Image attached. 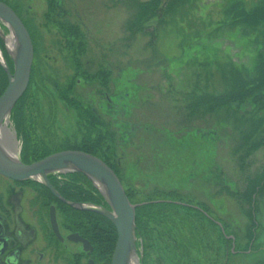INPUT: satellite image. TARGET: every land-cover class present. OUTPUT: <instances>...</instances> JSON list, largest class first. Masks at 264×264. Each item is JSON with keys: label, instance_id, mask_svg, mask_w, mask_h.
Instances as JSON below:
<instances>
[{"label": "rangeland", "instance_id": "374dc122", "mask_svg": "<svg viewBox=\"0 0 264 264\" xmlns=\"http://www.w3.org/2000/svg\"><path fill=\"white\" fill-rule=\"evenodd\" d=\"M7 1L29 25L37 51L33 66L40 75L35 76L37 84L31 88L36 98L33 109L27 111L31 122L23 130L18 128L13 109L7 121L14 135L2 137L0 149L4 152V147L15 142L20 149L17 160L21 161L24 132L52 154L66 151L64 146L80 142L86 135L79 115L57 94L58 87L73 85L80 77L74 52L59 30V25L67 22L78 27L83 36L84 52L77 58L79 73H109L106 87L97 79L82 78V83L73 87V97L96 111L104 124L103 132H112L114 158L125 191L137 192L136 203L147 195L173 191L183 196V202L205 209L217 224L213 227L207 221L185 219L182 209L169 211L173 225L154 230L148 257L139 246L137 264L264 261V198L251 205L243 197L250 181L264 172V149L249 154L244 161L236 159L239 133L226 122V112L191 116L187 110L189 93L195 88L219 91L221 78L232 69L253 71L260 50L255 42L264 40V25L257 29L239 27L234 35L227 27L231 25L228 16L235 4L250 13L264 0H178L177 4L175 0H160L157 8L149 5L146 14L142 10L141 18L139 3L150 4L151 0H62V22L56 12L54 20L47 21L55 0ZM0 32L6 40L0 37V59L8 66L13 37L5 26ZM105 93L111 98L110 106ZM249 108L240 113L252 110ZM36 187L17 185L0 176V212H12L11 197L21 194L20 218L38 232L22 260L38 252L44 254L41 264H77L73 255L81 251L80 245L67 243V248L44 239L41 229L42 225L49 227L48 212L39 210ZM249 211L256 214L257 229L249 221ZM57 221L61 230L63 216L59 213ZM248 228L255 231V241H250L253 233L248 236ZM138 242L136 238V245ZM37 257L34 255L29 264H38ZM81 264L88 262L83 259Z\"/></svg>", "mask_w": 264, "mask_h": 264}, {"label": "trees", "instance_id": "16d2710c", "mask_svg": "<svg viewBox=\"0 0 264 264\" xmlns=\"http://www.w3.org/2000/svg\"><path fill=\"white\" fill-rule=\"evenodd\" d=\"M0 1L11 7L7 0ZM175 1L177 4L178 0ZM54 2V5H51L49 8V11L52 12L51 16H46L47 21H53L54 18L52 17L56 12L62 22V19L64 18L62 0H55ZM159 2L160 0H151L150 4L143 2L139 3V18L142 16V10L144 14H146L149 5L153 8H157ZM13 10L20 17L18 11L15 8H13ZM231 11L232 14L228 13L232 16H228L229 20H231V25L229 26L227 24L228 29L231 30L229 31L230 34H238V30L234 29L239 27L257 29L264 25V3L250 13H247L242 8L241 4H235ZM144 16L142 18H144ZM22 22L31 35L36 54V44L29 25L25 21ZM59 30L67 40L69 49H72L74 52L73 55L76 59L74 64L76 70L79 71L81 65L77 58H79L80 53L83 54L84 52L81 47V39L83 38L82 33L78 27L71 26L67 22L63 25H59ZM255 44L260 50H257L255 62L253 64V71L246 72L245 70L239 71L232 69L228 76L221 78V85L217 86L219 91H210L208 89L197 90L195 88L189 93L191 96V102L187 109L190 111L191 116L214 115L217 112H226V122L229 121V126L239 133V145L234 152V156L236 159L241 158V161H244L245 157L249 154L264 149V40L256 41ZM76 46H80V48L76 50ZM7 64L10 70L13 71L12 60H7ZM77 73L79 74V72ZM38 74L39 70L36 72L35 67L33 66L30 86L13 110L15 123L18 125V128L22 130L29 125L28 121L31 122V117L27 114V111L28 109H33V106L35 105L36 98L33 91H31V88H33L32 85L37 84L35 83V76H38ZM78 76H80L79 79L74 80L73 85L70 83L67 87H58L57 94L62 101L67 103V105L79 115L81 121L84 123L86 135L83 136L80 142H75V144L67 147L64 146L62 150L82 151L99 157L116 173L122 182L114 158L115 152L112 144V132H103L104 124L96 114L93 113V110L89 106H84L79 100L73 97V87L77 84L78 80L82 78L86 81L97 79L102 86L106 87L109 73L103 71L95 76H84V73H82ZM7 86V73L0 66V96L4 93ZM247 107L252 108V110L245 111L243 114L240 113L241 110ZM23 134H25V139L23 146L24 151L21 159L22 163L31 164L52 154L53 151L46 147L39 148L37 146L38 144L35 143L34 139L31 138L27 132H24ZM243 153L244 155H241ZM244 168V165H242L241 169ZM48 181L62 199L69 203L93 204L102 206L105 210L110 211L109 205L101 196L97 188L88 178L80 173H68L66 175H61V177L53 174L48 176ZM22 184L36 185L37 199L46 206L53 205L56 207L57 212L63 216L62 224L66 230L77 232L80 236L90 242L94 249L92 257L97 264H111V258L117 242V231L108 218L96 212L80 210L72 207L64 201L57 199L47 186L39 182L31 180L23 182ZM247 188L248 189H246L243 197L251 205H255L254 203L257 198H264V172L261 177L257 175L255 180L250 181ZM126 194L133 204H138L136 209V238L139 240L137 250L139 246H141L145 258L149 256L147 249L150 247L149 243L153 239L152 235L154 234V230L166 227L165 224L173 225V216L170 215L169 211L174 213L178 212L179 209H182L185 214H181V216L185 219L193 217L198 223L201 221H207L209 225L213 227L217 226L216 222L207 216L208 212L205 209H196L190 204V202H183V196L173 191L156 194V197L147 195L145 197L146 199H143L139 203L134 201L137 192L135 193L134 190L128 189L126 190ZM164 197L165 199H163ZM247 214L249 221L253 222V226H255L254 228L257 229L259 224L256 221V214L252 213V211H249ZM181 221L182 220H179V222ZM218 226L219 231H221V234L223 235L220 225ZM248 230V236L253 233L250 241L252 242V239L255 241V231L253 230V232H251L252 230L249 228ZM248 246H251V243H249ZM252 246H255V244H252ZM263 262L264 261L259 262V264Z\"/></svg>", "mask_w": 264, "mask_h": 264}, {"label": "water", "instance_id": "95a60500", "mask_svg": "<svg viewBox=\"0 0 264 264\" xmlns=\"http://www.w3.org/2000/svg\"><path fill=\"white\" fill-rule=\"evenodd\" d=\"M0 21L10 30L12 49L10 50L13 71L0 59V65L8 76V86L0 97V130L8 120L12 110L29 88L34 60V47L28 30L21 18L6 3L0 1ZM4 41L5 37L0 32ZM58 173H80L88 178L100 192L110 207V211L92 204H72L62 199L50 185L48 176ZM0 176L16 183L36 181L45 186L53 195L80 210L92 211L104 215L116 228L117 242L111 264H129L131 253H136V209L116 173L99 157L75 150L54 153L31 164L13 160L0 149ZM103 187L106 191L102 192ZM50 224L55 236L63 240L59 231L56 209L50 208ZM1 221V218H0ZM71 242L80 243L87 253L93 248L89 241L79 235L68 237ZM136 255V254H135Z\"/></svg>", "mask_w": 264, "mask_h": 264}, {"label": "flooded vegetation", "instance_id": "af4514ba", "mask_svg": "<svg viewBox=\"0 0 264 264\" xmlns=\"http://www.w3.org/2000/svg\"><path fill=\"white\" fill-rule=\"evenodd\" d=\"M30 37H31V35H30ZM32 42H33V40H32ZM33 47H34V44H33ZM35 58L36 57H35V48H34V59ZM33 62H34V60H33ZM32 70H33V66H32ZM80 70H79V72H80ZM31 76H32V71H31ZM30 83H31V78H30ZM80 83H82L81 79L77 81V84H80ZM29 86H30V84H29ZM105 95H106L105 97H107L108 106H110L109 103H111L110 102L111 98L109 97V95L107 93H105ZM93 113L96 114V111L93 110ZM96 116H97V114H96ZM11 182H13V181H11ZM13 183H15L17 185H22V186H29L30 188L33 187L32 184L24 185L22 183H16V182H13ZM21 201H22V195L21 194H16V195L12 196L10 203L13 206L12 207L13 213L10 210L8 211L6 209L2 210L0 212V218H1V221H0V263H3V264H29V263H31L32 257L34 255L35 256L38 255L35 262L38 264H41L43 259H44V254L38 253V252L33 253V254L29 253V254H27V257L28 256L29 257L26 258V260H22L23 255L37 240L38 232H37V230H35L31 227H28V225L24 224V222L21 220V218H20L22 215ZM38 201H40V200L37 199V202ZM40 204H41V207H39V210H42V208L46 209L48 212V219H49L50 208L53 205L52 206H46L45 204H42L41 201H40L39 205ZM55 209H56V207H55ZM6 211H8V213ZM56 215L58 218L57 210H56ZM58 226H59V224H58ZM62 230L65 232L64 234L61 232ZM42 231L43 232L45 231L44 239L46 237L47 241H49V242L53 239L54 243L59 244V245L64 244V245H66V247H67V243H74L68 239L69 236L75 235V234L79 235L77 232H72V231L66 230V228L62 224L61 230H60V226H59V231H60V234H61L63 240L62 241L59 240L55 236V234L52 230L50 220H49V227L48 228L46 226L42 225L41 233H42ZM80 237H82V236H80ZM83 239H85V238H83ZM74 244L81 246V251L77 252V253H75V255H73V256H75L76 260L78 261V264H81L83 259H86L88 264H97L95 262L94 258L92 257V253H93L94 249L92 252L87 253L83 250V247L80 243H74ZM92 248H93V246H92ZM72 260H73V258H72Z\"/></svg>", "mask_w": 264, "mask_h": 264}, {"label": "bare ground", "instance_id": "6f19581e", "mask_svg": "<svg viewBox=\"0 0 264 264\" xmlns=\"http://www.w3.org/2000/svg\"><path fill=\"white\" fill-rule=\"evenodd\" d=\"M1 26H4V24L0 21V27ZM8 126H9V123H8V121H6V123H4V125L1 127V130H0V143H1L2 137L3 138L4 137H9V138L11 137V138H13V135L14 134L11 132V130L9 129ZM4 149H5L4 150V153L10 159L17 160L18 156H20V153H19V151H20L19 145H17L15 142L13 143L12 146H8L7 145L6 147H4ZM100 188H101L102 192L105 194L106 191L104 190V188L103 187H100ZM129 264H137L135 253H131Z\"/></svg>", "mask_w": 264, "mask_h": 264}]
</instances>
